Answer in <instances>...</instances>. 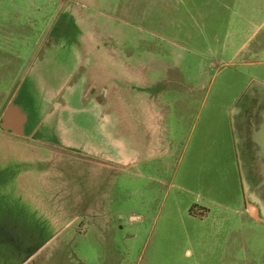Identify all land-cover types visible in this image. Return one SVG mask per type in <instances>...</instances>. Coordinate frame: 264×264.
Segmentation results:
<instances>
[{"label": "rangeland", "instance_id": "1", "mask_svg": "<svg viewBox=\"0 0 264 264\" xmlns=\"http://www.w3.org/2000/svg\"><path fill=\"white\" fill-rule=\"evenodd\" d=\"M76 48L108 87L93 121L47 113ZM21 84L26 129L70 145L0 134L22 264H264L232 132L238 103L264 112V0H0V119Z\"/></svg>", "mask_w": 264, "mask_h": 264}, {"label": "flooded vegetation", "instance_id": "2", "mask_svg": "<svg viewBox=\"0 0 264 264\" xmlns=\"http://www.w3.org/2000/svg\"><path fill=\"white\" fill-rule=\"evenodd\" d=\"M76 50H78V56L80 57V60L77 62V65L72 73L58 86V90H56V92L50 97V99L46 101L47 113H68L73 115L74 119L76 118L75 120L80 119L81 122L89 119H92L93 121L96 118V113L104 115L105 109H108V107H110L109 104H111V100L109 99L108 95V87L104 85L100 86L99 81L94 77L89 82V66L85 65L86 61L82 59L85 55H88V52H90L88 55L89 58L95 57V51L91 49L83 50L77 48ZM21 89L22 84L20 91ZM101 115L97 116V118L101 117ZM98 120H100V118H98ZM26 123L25 136L17 137H21L23 139L25 138L29 141L48 144L59 149L67 150L70 148L69 143H67V141L64 139L41 137L38 133V130L41 127L42 122L37 123L31 130L26 129ZM0 134L6 136L7 134L11 133L0 130ZM30 173H32V171H24L19 169L15 174L16 180L23 178V176H26ZM3 178L4 173L0 172V184L5 183ZM253 179L254 183H252L251 185L248 184L246 186L245 204H247V201H249L258 206L259 215L263 218L262 221H258L264 223V177H256ZM16 187H18V185ZM9 236L15 237V234L7 235V237Z\"/></svg>", "mask_w": 264, "mask_h": 264}, {"label": "crops", "instance_id": "3", "mask_svg": "<svg viewBox=\"0 0 264 264\" xmlns=\"http://www.w3.org/2000/svg\"><path fill=\"white\" fill-rule=\"evenodd\" d=\"M261 110L260 108L255 111L253 106L250 111L249 109L244 111L239 127V138L235 141L238 151L237 164L245 193L246 186L254 183L253 178L264 177V112ZM232 132L234 134L233 129Z\"/></svg>", "mask_w": 264, "mask_h": 264}, {"label": "water", "instance_id": "4", "mask_svg": "<svg viewBox=\"0 0 264 264\" xmlns=\"http://www.w3.org/2000/svg\"><path fill=\"white\" fill-rule=\"evenodd\" d=\"M20 88L21 86L11 97L10 101L8 102L1 115L0 130L11 133L16 136H25V123L27 121L28 116L16 103ZM246 209L248 215L251 218L261 221L263 220V218L259 215L258 206H256L254 203L247 201Z\"/></svg>", "mask_w": 264, "mask_h": 264}, {"label": "trees", "instance_id": "5", "mask_svg": "<svg viewBox=\"0 0 264 264\" xmlns=\"http://www.w3.org/2000/svg\"><path fill=\"white\" fill-rule=\"evenodd\" d=\"M245 95H246V93H245ZM245 95H244V97H245ZM244 97H242V98H244ZM237 107H239V103L236 105V108H234V110L232 112L233 128H234V131H236V133H237V127L240 126V123H237L238 111H240L239 109H237ZM239 114H240V118H242L241 113H239ZM240 122H241V119H240ZM11 241H15V240L10 239V242H7L6 239H4L0 236V245L8 247V249L11 252V255L15 256V259L17 262L16 264H22L30 256V252L24 253L22 248H18V246L15 244H12Z\"/></svg>", "mask_w": 264, "mask_h": 264}]
</instances>
